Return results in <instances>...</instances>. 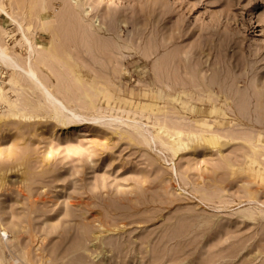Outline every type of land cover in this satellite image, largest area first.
Returning a JSON list of instances; mask_svg holds the SVG:
<instances>
[{
	"label": "rangeland",
	"instance_id": "rangeland-1",
	"mask_svg": "<svg viewBox=\"0 0 264 264\" xmlns=\"http://www.w3.org/2000/svg\"><path fill=\"white\" fill-rule=\"evenodd\" d=\"M47 4L62 61L38 66L81 118L0 67V264H264V0Z\"/></svg>",
	"mask_w": 264,
	"mask_h": 264
},
{
	"label": "bare ground",
	"instance_id": "bare-ground-1",
	"mask_svg": "<svg viewBox=\"0 0 264 264\" xmlns=\"http://www.w3.org/2000/svg\"><path fill=\"white\" fill-rule=\"evenodd\" d=\"M38 3H39V10H34L32 11L33 12V21H31V24L30 21L29 23H27L28 21H26L27 24L29 25H26V27L24 26V22H25V18L24 16L26 14H23V17H22V14L20 15L22 17L18 18V19H21V20H16L13 16V6L10 5V7H12L11 9V12L8 10L7 6L4 4V0H0V11L6 16V18H8L12 23L15 24V26L18 27V31L21 35V40L19 41V45L20 47H23L25 48L26 50V56H22V54H18L15 50H13V48H8L7 46H5L0 40V67L6 69L12 76H18V82H19V79H23L24 82L25 81H28L31 83V85H33L36 89L39 90V92L41 93L42 97H43V100L44 102L47 104V106L51 107V110L53 108V110H55L56 112H58L60 114V116L62 117H67L68 115H71L73 116L75 119H80V115L76 112V110L74 108H70L69 106V103L68 100H66L64 97H60L59 95H57L53 90H52V87H50L46 81L44 80L45 78L41 76V73L43 75V72L40 71V67L38 65H41V66H44L45 68H48V70H50L49 67H51L49 65V63H52V62H59L60 61V57H59V54H58V46H59V34L57 33V28L59 27L58 26V21L56 20L57 19V16L55 17L54 14L52 13V9H50V6H48L47 4V0H37ZM80 1V0H79ZM16 2V1H15ZM18 2V1H17ZM35 2V0H34ZM75 2V1H74ZM78 2V1H77ZM12 3V2H10ZM76 3V2H75ZM80 4V2L78 3ZM14 5V3H13ZM34 5V4H33ZM32 5V6H33ZM51 5H52V1H51ZM16 6V5H15ZM83 6V5H82ZM74 7V6H73ZM84 7V6H83ZM34 8V7H33ZM77 8V6H76ZM79 8V7H78ZM19 10V9H18ZM33 10V9H32ZM75 10V9H74ZM20 11V10H19ZM76 11V10H75ZM84 11V10H83ZM16 12V10H15ZM85 12V13H84ZM83 13L86 14V16L88 15L87 11L85 10ZM21 13V12H20ZM19 13V14H20ZM79 13V12H78ZM17 14V13H16ZM14 14V15H16ZM53 17L54 19H49ZM27 19H28V16H27ZM30 19V18H29ZM97 21V20H96ZM33 22V23H32ZM57 22V25L55 26L54 24H56ZM55 26V27H54ZM58 26V27H57ZM57 27V28H56ZM56 28V30H55ZM102 29V28H101ZM0 30H2L0 28ZM97 30V29H96ZM100 30V29H99ZM5 31V30H4ZM17 31V32H18ZM6 32V31H5ZM37 32H42V33H46V34H49L50 36V44H47V45H42V44H39L38 41L36 40V36H37ZM4 33V32H3ZM29 35H31L33 38H31ZM17 42V41H16ZM17 46V45H16ZM62 61V59H61ZM60 61V62H61ZM59 62V63H60ZM53 68V67H52ZM2 70V69H1ZM52 70V69H51ZM53 71H54V68H53ZM46 72H49L46 70ZM55 72V71H54ZM56 73V72H55ZM12 76H10V79L12 80L13 78H11ZM55 76V75H54ZM57 76V75H56ZM44 78V79H43ZM20 79V80H21ZM17 80V79H16ZM13 82V81H12ZM60 82V81H59ZM10 83V82H9ZM8 83V84H9ZM15 83H17L15 81ZM21 84V83H20ZM28 84V83H27ZM62 84V83H61ZM5 83L0 81V97L1 98H4V97H7L3 87H4ZM15 84L14 83H10V87L14 86ZM22 85V84H21ZM30 85V84H29ZM51 85V84H50ZM60 83L57 84V86H59ZM62 86V85H61ZM22 87H24L22 85ZM32 87V86H31ZM56 87V86H54ZM63 87V86H62ZM14 88V87H13ZM16 88V87H15ZM20 88V87H19ZM59 91L61 90V88H59ZM63 89V88H62ZM18 90L22 91L21 89H17L16 92H18ZM55 90V89H54ZM56 90H57V87H56ZM58 91V92H59ZM65 91V90H64ZM64 91H62L64 93ZM60 92V93H62ZM4 93L6 95H4ZM186 93V92H185ZM18 95H20V93H17ZM65 94V93H64ZM67 94V93H66ZM63 95V94H62ZM214 98H216L215 94L212 95ZM41 97V98H42ZM67 97V95H66ZM19 96L17 97V101H13L11 102V106L13 107H16L18 106V99ZM212 99V97H210ZM219 98V96H218ZM68 99V98H67ZM78 99V98H76ZM75 99V100H76ZM163 99V97H162ZM210 99V100H211ZM9 100V99H8ZM74 100V99H73ZM71 100V101H73ZM79 100V99H78ZM78 100H76L78 102ZM40 101V100H39ZM42 101V100H41ZM40 101V102H41ZM9 102V101H8ZM26 102V101H25ZM20 103H24L22 101H20ZM30 103V102H29ZM28 103V104H29ZM7 104V103H6ZM22 104H21V107H22ZM31 104V103H30ZM27 105V104H25ZM38 105V104H37ZM74 105V104H73ZM72 105V106H73ZM20 106V105H19ZM18 106V107H19ZM29 106V105H28ZM44 107V105H42ZM159 106V105H158ZM48 107V109H50ZM23 108H26L25 106H23ZM29 108V107H28ZM159 108V107H158ZM13 109V108H12ZM14 109H18V108H14ZM161 110V109H160ZM159 110V111H160ZM164 110V109H163ZM15 111V110H13ZM12 111V113H13ZM162 111V110H161ZM10 112V111H9ZM16 112V111H15ZM52 112V111H51ZM55 112V113H56ZM11 113V112H10ZM11 113V114H12ZM20 113V112H19ZM14 114V113H13ZM25 114V113H23ZM16 115V114H15ZM20 115V114H19ZM18 115V116H19ZM24 117V116H23ZM26 117V116H25ZM24 117V118H25ZM69 118V117H68ZM58 119V118H57ZM61 121L63 122L62 118H60ZM82 120H89V119H86V118H83ZM100 120L99 118H95V119H92V121H98ZM67 121V120H66ZM208 122V121H207ZM75 123V122H74ZM68 124H69V121H68ZM166 124V123H164ZM66 125V124H65ZM167 125V124H166ZM219 125V124H218ZM170 127V126H169ZM138 128V127H137ZM140 128V127H139ZM138 128V129H139ZM167 128H168V125H167ZM201 130L200 132H197V133H193L195 136H199V137H202L203 140L208 143L209 145H216L217 144V139L215 138L214 136V128L213 127H210V126H201L200 127ZM173 129V127H172ZM177 130H180V129H177ZM176 130V131H177ZM144 131V130H143ZM170 132V130H168ZM174 130V133L176 132ZM173 133V131H171ZM209 133H212V135H210L209 137L206 136V134H209ZM177 134V132H176ZM184 134V132H183ZM175 135V134H174ZM178 136V135H177ZM154 137V136H153ZM157 138V137H156ZM157 139H160L162 140V138H157ZM183 140V138H182ZM258 141V140H257ZM256 141V142H257ZM166 143V141L164 142ZM163 143V144H164ZM171 142H169L168 144H170ZM255 143V142H254ZM176 147V145H175ZM179 147V146H178ZM256 152V151H254ZM260 152V151H258ZM3 167H1L0 169L2 170ZM10 169V168H9ZM8 169V170H9ZM5 171V170H3ZM1 173V172H0ZM0 175H3V174H0ZM6 234V233H5ZM21 234V233H20ZM19 234V235H20ZM17 235L16 236V240L14 241L16 244L20 243V236ZM97 240H99L100 238L97 237L96 238ZM101 240V239H100ZM9 242H12V244L14 243L13 241H9ZM14 243V244H15ZM13 246V245H12ZM15 246V245H14ZM17 246V245H16ZM15 251V250H14ZM14 257V256H13ZM11 259V258H10ZM18 259V258H17ZM13 261V259H12Z\"/></svg>",
	"mask_w": 264,
	"mask_h": 264
}]
</instances>
